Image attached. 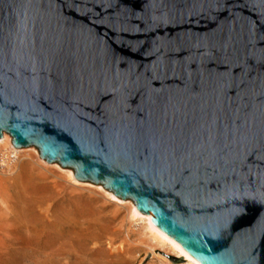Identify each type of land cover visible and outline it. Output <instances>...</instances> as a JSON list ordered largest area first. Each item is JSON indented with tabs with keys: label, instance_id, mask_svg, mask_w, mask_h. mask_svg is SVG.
Returning <instances> with one entry per match:
<instances>
[{
	"label": "water",
	"instance_id": "obj_1",
	"mask_svg": "<svg viewBox=\"0 0 264 264\" xmlns=\"http://www.w3.org/2000/svg\"><path fill=\"white\" fill-rule=\"evenodd\" d=\"M4 133L199 264H264V0H0Z\"/></svg>",
	"mask_w": 264,
	"mask_h": 264
},
{
	"label": "rangeland",
	"instance_id": "obj_2",
	"mask_svg": "<svg viewBox=\"0 0 264 264\" xmlns=\"http://www.w3.org/2000/svg\"><path fill=\"white\" fill-rule=\"evenodd\" d=\"M23 149H34L38 153L35 147L20 150ZM2 155L0 149V160ZM1 165L0 162V228L3 229L0 232L3 242L0 244V251H3L0 252V264L165 263L158 251L153 253L145 246H137L136 235L128 237L129 223L113 219V210L107 208L103 201H95L89 194L76 198L58 195L52 191L50 181L48 184L38 181L26 184L20 172H7ZM48 207L50 213L47 215L43 210ZM116 229L120 232L111 237L117 245L127 239L132 247L130 255L118 257L111 252L108 235ZM170 264L177 263L171 261Z\"/></svg>",
	"mask_w": 264,
	"mask_h": 264
},
{
	"label": "bare ground",
	"instance_id": "obj_3",
	"mask_svg": "<svg viewBox=\"0 0 264 264\" xmlns=\"http://www.w3.org/2000/svg\"><path fill=\"white\" fill-rule=\"evenodd\" d=\"M0 149L1 152H3L2 159L0 160L2 168L7 170V172L14 171L13 174L20 172L24 176L26 184H30L33 181L48 184L50 181L52 183V191L58 195H68L71 198H76L89 194L94 196L93 199L95 201H103V204L107 208H111L113 210V219L126 220L129 223V228H126L128 237L130 235H136L137 246H145L148 250H150V252L153 253L158 251L159 255H163L160 256V258L165 261L164 264H170L171 261L177 264H199L193 258H191L176 242L156 228L152 224L150 217L140 214L136 210L132 201L122 199L119 200L118 197L112 195L111 192L109 193L108 190L103 189L102 187H92L91 185L81 183L75 179L71 170H66L61 166L59 167L58 165L50 166L46 161L40 158V155H38L34 149L20 150L22 148H15L11 143V137L6 133H4L0 139ZM7 172L5 171V173ZM43 211L48 215L50 213V208L48 207ZM1 213L4 212L1 211ZM2 230L3 229L0 228V232ZM117 232H120L119 229L114 230L108 235V246L111 252H113L115 256L118 257L130 255L132 247L128 244L127 239H124L123 242L117 245L114 239L111 237L112 234ZM1 238L2 237L0 233V244L3 243H1ZM0 248L2 247L0 246Z\"/></svg>",
	"mask_w": 264,
	"mask_h": 264
}]
</instances>
